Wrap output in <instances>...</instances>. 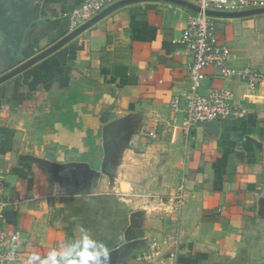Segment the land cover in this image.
<instances>
[{"label": "crops", "instance_id": "1", "mask_svg": "<svg viewBox=\"0 0 264 264\" xmlns=\"http://www.w3.org/2000/svg\"><path fill=\"white\" fill-rule=\"evenodd\" d=\"M82 1L0 0V76L80 27ZM193 12L125 4L0 84V175L23 199L7 216L29 264H264V81L245 117L186 135L172 102L186 105ZM216 22L231 65L264 72V15ZM212 84L246 93L209 67Z\"/></svg>", "mask_w": 264, "mask_h": 264}, {"label": "built area", "instance_id": "2", "mask_svg": "<svg viewBox=\"0 0 264 264\" xmlns=\"http://www.w3.org/2000/svg\"><path fill=\"white\" fill-rule=\"evenodd\" d=\"M119 0H83L70 14L69 30H74L84 22L93 18L107 6ZM201 8L193 13L183 29L180 43L191 53L193 61L190 65V87L186 97V105L180 107L175 99L172 108L183 113L184 133L189 135L195 125L207 121L220 120L227 117L243 118L249 108L246 99L254 95L258 85L264 81V72L250 66L234 67L230 63V49L218 41L216 17L206 14V10L237 12L249 9L264 8V0H188ZM177 4V3H175ZM178 8H182L177 4ZM209 67L218 70L223 79L238 78L246 86L243 98L227 86L209 85L204 89V80ZM0 175V264H29L26 252L21 244V231L7 212L17 209L22 197H11L5 194L6 183L3 171ZM145 258L152 254L145 252Z\"/></svg>", "mask_w": 264, "mask_h": 264}, {"label": "water", "instance_id": "3", "mask_svg": "<svg viewBox=\"0 0 264 264\" xmlns=\"http://www.w3.org/2000/svg\"><path fill=\"white\" fill-rule=\"evenodd\" d=\"M135 1H139V0H119V1H116L115 3H113L111 5L107 6L100 13H98L93 18L86 21L84 24H82L80 27H78L73 33L69 34L63 40L59 41L58 43H56L52 47L46 49L45 51H42L41 53H39L36 56L32 57L31 59L27 60L26 62L18 65L17 67H15L13 69H11L9 72L1 75L0 76V84H2L3 82H5L8 79L14 77L15 75L19 74L20 72L25 70L27 67H29L30 65H32L34 62L38 61L39 59L50 54L55 49L60 47L65 41H67L71 37L75 36L76 34L82 32L84 29H86L87 27H89L90 25H92L93 23H95L96 21H98L99 19L104 17L105 15L109 14L113 10H115V9L125 5V4L135 2ZM160 1H168V2L177 3V4H180V5L185 6L187 8H190L195 12L201 11V8L198 5L192 3L188 0H160ZM205 12H206V14L213 16V17H246V16L255 15L258 13H264V8L249 9V10H243V11H237V12H224V11H217V10H206ZM218 121L219 120L207 121V122H204L202 124L210 125V124L216 123ZM117 122L118 121H114V122H112V123H110L104 127L105 147H107V143H108L107 133L114 125H116ZM44 163L47 164L51 168L52 167L53 168L59 167V166H57V165H55L49 161H44Z\"/></svg>", "mask_w": 264, "mask_h": 264}, {"label": "trees", "instance_id": "4", "mask_svg": "<svg viewBox=\"0 0 264 264\" xmlns=\"http://www.w3.org/2000/svg\"><path fill=\"white\" fill-rule=\"evenodd\" d=\"M63 115L65 116L64 118H62L63 123H69L71 129H74V126H78L79 125V122L77 121V119H78V113L77 112L72 111V110H70V111L68 110L67 112L63 113ZM47 121L49 122L48 123L49 125L53 121L52 113L50 114V116L47 119ZM81 132H82V135H84L85 141H87L88 136L93 135L92 131L84 132L83 130H81ZM89 143H90L91 148L93 150H95L97 148V146L95 145V140H91Z\"/></svg>", "mask_w": 264, "mask_h": 264}, {"label": "rangeland", "instance_id": "5", "mask_svg": "<svg viewBox=\"0 0 264 264\" xmlns=\"http://www.w3.org/2000/svg\"><path fill=\"white\" fill-rule=\"evenodd\" d=\"M193 13H194V12H193ZM193 13H192V14H193ZM258 15H259V16H260V15H264V13H258V14H255V15H251V16H249V17L251 18V17L258 16Z\"/></svg>", "mask_w": 264, "mask_h": 264}]
</instances>
